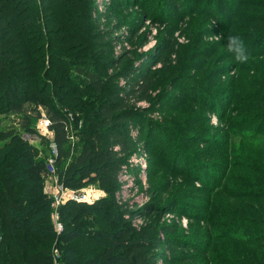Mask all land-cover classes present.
I'll return each instance as SVG.
<instances>
[{
  "label": "trees",
  "instance_id": "1",
  "mask_svg": "<svg viewBox=\"0 0 264 264\" xmlns=\"http://www.w3.org/2000/svg\"><path fill=\"white\" fill-rule=\"evenodd\" d=\"M250 1L245 3L253 4ZM257 1L264 10V0ZM185 2L192 6L194 0ZM236 3L224 6L223 13L230 18L219 27L223 31L230 27L240 30L245 25L248 32L244 38L248 42L244 46L248 59L255 60L264 56L257 46L264 35L255 37L264 31V11L249 10L248 18L253 20L245 21L247 14L240 0ZM86 5V0H0V117L18 115L19 129L33 133L28 111L32 105L31 113L40 115V112L49 123L47 131L55 150L52 161L57 183L69 191L92 186L105 194L91 204L68 200L53 211L42 191L46 161L37 157L15 129L0 130V264H53V251L58 256V264H147L143 258L146 251L155 249V240L150 238V231L124 228L125 223L119 218L121 210L112 202V194L122 189V178L136 171L137 166L129 158L139 157L135 147L141 145L140 137L146 141L153 139L152 144L159 145L161 154H168L174 166L180 156L186 164L193 161L190 156H179L178 144L169 149L168 144L174 143L173 128L156 125L164 131H155L147 119L164 112L151 106L155 83L149 69L153 66L144 71L132 64L119 69L112 60L106 63L110 70L106 76L97 69L98 55L93 51L107 45L103 40L105 32L97 31L90 11L86 14ZM261 64L264 68V61ZM229 68L238 73L244 71L243 64L237 61ZM247 71L258 74L264 81L260 67L250 66ZM191 75L188 79L194 80L195 75ZM241 78L231 84L230 96L223 108L215 107L216 118L226 131L224 138L238 131V122L232 116L240 106L233 108L231 102L247 89L243 88L246 83ZM248 79L251 87L264 93L262 81ZM104 82L111 86L105 89ZM121 83L122 88L117 86ZM256 95V92L250 93V104L241 112L258 119L264 113V101L261 103ZM140 104L146 107H138ZM162 106L169 113L165 121L174 125V118L169 115L177 108ZM260 116L259 119H264V115ZM250 135L242 137L264 139L260 129L254 136ZM72 136L78 138L79 148L68 157ZM223 144H213L215 148L210 150L208 158L211 164L202 166V170H196L195 165L189 173L205 190L202 195L209 196L210 203L202 208L205 213L198 220L216 228L211 234L215 242L208 241V246L201 249L199 263L204 260L203 264H264V155L260 156L256 150L247 153L239 147L228 148V142ZM173 167L169 166L168 171H179ZM232 169H240L245 174L234 178ZM201 171L203 177L199 176ZM226 177L235 186L226 187ZM221 194L228 199L223 200ZM237 208L239 211H235ZM54 214L62 226L58 235L53 231ZM165 260L163 264L179 263Z\"/></svg>",
  "mask_w": 264,
  "mask_h": 264
},
{
  "label": "rangeland",
  "instance_id": "2",
  "mask_svg": "<svg viewBox=\"0 0 264 264\" xmlns=\"http://www.w3.org/2000/svg\"><path fill=\"white\" fill-rule=\"evenodd\" d=\"M144 1L147 0H86L88 4L86 14L90 11V19L97 24V31L104 30L103 40L105 38L107 44L104 49L93 51V54L98 55L95 58L99 61L96 62L97 69H100V73L106 76L110 71L106 63L112 60L113 65L119 69L132 64L134 67L140 66L144 71V68L153 66L149 69V76L155 83L151 106L153 109L164 112L150 115L147 119L154 125L155 131L163 133L164 130L158 129V125L173 128L174 143L172 141L168 144L169 149L176 143L179 146L176 150L179 156H190L193 161L190 163L188 161L186 164L180 156L181 161L178 158L174 166L168 154H161V147L152 144L153 139L146 141L144 137H140L138 141H141V145L135 147L139 157L134 159L130 156L129 158L137 166L136 171L132 172V177L121 179L122 189L112 194L111 200L116 207H119V212L120 210L122 212L119 218L125 223V229L134 232L150 231V238L155 240V249L145 252L143 263L163 264L166 263L165 258H167L179 262L178 264H203L204 260L199 263L202 257L199 252L208 246V241L215 242L211 234L216 232V228L198 220V216L205 213L202 208L210 203L209 196L202 195L205 194V190L194 181V178L190 177L189 173L194 170L195 165L196 170H202V166L212 163L208 158L216 142H222V144L228 142V148L239 147L241 152L244 150L247 153L256 150L260 156L264 155L262 152L264 151V139L260 136L242 137V135L250 134L253 135L249 137L254 136L257 129L264 133V119H259L264 113H260L256 119L250 113L241 112L242 108L250 104V93L256 92L259 101L261 103L264 101V93L251 87L248 78H256L263 83L264 81L258 74H255V77L253 73L247 71L250 66L257 69L260 67L264 74L261 64L264 56L255 60L248 59L246 63H242L244 71L240 73L229 68L230 65L235 64L236 60L227 50V36L233 31V35L240 36L244 43L248 42L244 38L245 32H248L245 25L240 30L230 27L223 31V28L219 27V24L230 18L223 13L224 6H234L237 0H194L192 6H188L185 0H175V2L148 0L143 3ZM246 1L240 0L242 9L247 14L245 21L253 20L248 18L249 10L255 9L260 13L264 11L257 0H251L253 4H247ZM206 4L210 7L207 8ZM212 6L214 9L211 8ZM180 10H184V14H180ZM208 10L211 14L207 13ZM262 28L264 30V25ZM256 34L259 36L255 37L261 38L264 31ZM218 36L219 39H217ZM257 46L264 52V40ZM191 74L195 75L194 80L188 79V76H192ZM240 77L246 83L245 86H241L247 89L231 102L233 108L240 106L236 115L232 116V120L237 121L239 125L238 128L235 126L233 129L237 128L238 131L236 135L231 134L224 138L227 136L226 131H224L221 120L216 118L215 112L218 111L215 107L223 108L227 97L230 96L231 84ZM46 80L51 81L49 77H46ZM104 86L108 89L111 85L104 82ZM117 86L122 88L124 85L121 83ZM190 86L193 88L189 89ZM163 104L177 108L169 115L170 118H174V125L165 121L164 117L169 113L165 111ZM31 106L29 105L28 111L32 118L33 133L27 134L19 129L20 120L18 118L20 117L18 115L0 117V130L15 129L21 134L24 142L37 154V157L46 161L42 191L51 202L54 196H59L55 169L53 164L51 166L48 164V160L52 159L54 153L51 149L50 135L42 128L40 131L37 129L38 121L43 114L31 113ZM138 107L144 108L146 105L140 104ZM262 108L261 106L260 109ZM77 142H79L77 137L70 138L68 157L73 154L74 149L79 148ZM236 156L239 155L236 154ZM241 160L245 161L242 157ZM181 162L183 165L180 164ZM169 166L171 168L174 166L179 171H168ZM218 173L219 171H216L215 174L218 175ZM231 173L234 178H240L245 174L240 169H232ZM199 176H204L203 171ZM224 181L226 187L235 186L232 181L228 182L227 177ZM63 192V205L71 198L81 199V202L91 204L105 196L102 191L92 186L80 191ZM220 196L225 198L223 200L227 198L223 194ZM213 201L223 205L220 200ZM245 201L253 202L252 200ZM50 207L53 211L58 208ZM180 209L185 211L184 214ZM227 209L233 213L232 209L228 207ZM132 210H139V212L132 215L125 213ZM57 222L60 223L58 220ZM182 246L185 247L182 249Z\"/></svg>",
  "mask_w": 264,
  "mask_h": 264
},
{
  "label": "built area",
  "instance_id": "3",
  "mask_svg": "<svg viewBox=\"0 0 264 264\" xmlns=\"http://www.w3.org/2000/svg\"><path fill=\"white\" fill-rule=\"evenodd\" d=\"M48 120L44 117V116H41L40 117V120L38 121V130L40 131V129L42 128L44 132H47V126H48ZM49 134V133H48ZM51 149L53 150V153H55V150H54V146L51 144ZM54 156V155H53ZM48 164L51 166L53 164V161L52 159L48 160ZM57 189L59 190V196H54L52 198V201H51V206L56 209L57 207H59L62 203H63V194L64 193L63 191H69V190H66V189H63L60 185H58ZM68 200H71V201H75V202H78L80 201L79 199L77 198H71V199H68ZM57 216L54 214L53 215V218H52V223H53V231L56 235L60 234L61 231H62V226L60 223L57 222ZM55 222V224H54ZM55 227V229H54ZM52 255H53V258H54V263L53 264H58L57 263V259H58V256L56 254L55 251L52 252Z\"/></svg>",
  "mask_w": 264,
  "mask_h": 264
},
{
  "label": "clouds",
  "instance_id": "4",
  "mask_svg": "<svg viewBox=\"0 0 264 264\" xmlns=\"http://www.w3.org/2000/svg\"><path fill=\"white\" fill-rule=\"evenodd\" d=\"M219 38L220 37L218 36L217 39ZM226 39L228 52L233 55L234 59L238 63H246L249 57L247 55L242 38L237 35H229Z\"/></svg>",
  "mask_w": 264,
  "mask_h": 264
}]
</instances>
